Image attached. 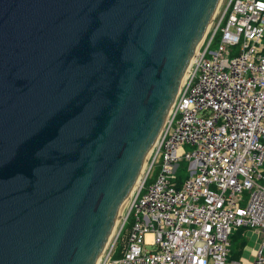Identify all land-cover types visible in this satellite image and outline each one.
I'll list each match as a JSON object with an SVG mask.
<instances>
[{"label":"water","instance_id":"95a60500","mask_svg":"<svg viewBox=\"0 0 264 264\" xmlns=\"http://www.w3.org/2000/svg\"><path fill=\"white\" fill-rule=\"evenodd\" d=\"M220 0H0V264H95Z\"/></svg>","mask_w":264,"mask_h":264},{"label":"built area","instance_id":"2783aa9c","mask_svg":"<svg viewBox=\"0 0 264 264\" xmlns=\"http://www.w3.org/2000/svg\"><path fill=\"white\" fill-rule=\"evenodd\" d=\"M219 8L97 264H240V227L264 264V0Z\"/></svg>","mask_w":264,"mask_h":264},{"label":"rangeland","instance_id":"374dc122","mask_svg":"<svg viewBox=\"0 0 264 264\" xmlns=\"http://www.w3.org/2000/svg\"><path fill=\"white\" fill-rule=\"evenodd\" d=\"M228 0H220V2H219V6H218V8H219V10L220 11H222V9L224 8V6L226 5V2H227ZM217 8V9H218ZM215 16H216V19L214 20V22H216V20L218 19V17H219V14L217 13V14H214ZM211 23V22H210ZM208 30V29H207ZM207 32V31H206ZM206 34V33H205ZM218 37V36H217ZM216 39L213 41V44L211 45V48H214L215 47V45H216ZM139 184H140V181H139V183L137 184V187L139 186ZM137 187L135 188V190L137 189ZM134 190V191H135ZM134 193V192H133ZM127 210H128V205H127V207L125 208V210L123 211V214L124 213H126L127 212ZM122 217H123V215H121V213H120V211H119V215H118V217H117V220H118V223H117V220H116V223H117V228L115 229V232L113 233L114 235L113 236H111L110 237V239L108 240V242H107V244H106V246L105 247H109L110 246V244L114 241V239H115V235H116V232L118 233V228H119V226H120V221H121V219H122ZM120 239V238H119ZM117 240V243L116 244H118V241H120V240ZM245 243L247 244V245H249V247H258V242H257V235H256V233H253L252 231L250 232V231H247V234H246V239H245ZM147 248L148 249H150L151 248V246H147ZM107 249V248H106ZM104 254V249H103V251H102V253H101V255H100V257L102 256ZM250 255V253L248 252V251H244L243 253H242V256L243 257H248ZM100 259V258H99Z\"/></svg>","mask_w":264,"mask_h":264},{"label":"bare ground","instance_id":"6f19581e","mask_svg":"<svg viewBox=\"0 0 264 264\" xmlns=\"http://www.w3.org/2000/svg\"><path fill=\"white\" fill-rule=\"evenodd\" d=\"M218 6H219V4H218ZM218 6H217V8H218ZM217 8H216L214 14L216 13ZM213 16H214V15H213ZM209 25H210V24H208V26H207V28H206V31H207ZM206 31H205V33H206ZM205 33H204V35H205ZM204 35H203V37H204ZM203 37H202V39H203ZM202 39L200 40L199 45H200ZM199 45H198V47H199ZM198 47L196 48V50H195V52H194V55H193V57L191 58V60H190V62H189L188 68H189V66L191 65V63L193 62V59H194V57H195V54H196V51H197ZM188 68H186V70H185V72H184V74H183V78H182V80H181V83H183V81H184V79H185V76H186V73H187V69H188ZM148 154H149V153H148ZM148 154H147V156H148ZM146 159H147V157H146ZM146 159H145V161H144L143 164H142V167H141V169H140L139 175H138V177L136 178V181H135V183H134V186H133L132 189H131L130 194L128 195L127 199L125 200V202L122 204L121 208L119 209L121 215H124V214H123V211H124L125 208L127 207V205H128V203H129V200H130V198H131L133 192H135V191L137 190V189L135 190V188L137 187V184L139 183V181H140V183H141V178H143L142 175H143V172H144V169H145ZM137 188H138V187H137ZM134 190H135V191H134ZM118 215H119V212H118ZM118 215H117V217H118ZM117 217H116V220H117ZM122 218H123V217H122ZM116 220H115V223H114V226H113L112 232H111V236L114 235L113 233L115 232V229L117 228L118 220H117V223H116ZM147 237H150V235H148ZM106 244H107V243H106ZM105 246H106V245H105ZM99 258H101V257H99ZM99 258H98V260L96 261L95 264L98 263Z\"/></svg>","mask_w":264,"mask_h":264},{"label":"crops","instance_id":"0c3cea01","mask_svg":"<svg viewBox=\"0 0 264 264\" xmlns=\"http://www.w3.org/2000/svg\"><path fill=\"white\" fill-rule=\"evenodd\" d=\"M240 228H243V231H242V233H241V236H242V238H243V240H244V244H243L242 248L240 249L239 254L236 255L235 253L233 254V249H232V245H233V243H232V241H231V258L234 259V260H238V262H239L240 264H250V263L252 262L253 254H254V252H255L256 247H249V245H247V244L245 243V239H246L247 231H250V232L252 231L253 233H255V231H253L252 229L244 228V227H240ZM238 229H239V228L234 229L233 233H234L235 231H237ZM233 233H232V234H233ZM256 235H257V234H256ZM257 241H258V236H257ZM244 251H248V252L250 253V255H249L248 257H243V256H242V253H243ZM235 255H236V256H235Z\"/></svg>","mask_w":264,"mask_h":264},{"label":"trees","instance_id":"16d2710c","mask_svg":"<svg viewBox=\"0 0 264 264\" xmlns=\"http://www.w3.org/2000/svg\"><path fill=\"white\" fill-rule=\"evenodd\" d=\"M216 40H218V37H216ZM242 231H243V228H239L231 236V241L233 243V245H232L233 254L235 253L236 255L239 254V251H240V249L242 248V246L244 244V240H243V238L241 236ZM118 247H120V245H118ZM117 255H118V253H117Z\"/></svg>","mask_w":264,"mask_h":264}]
</instances>
